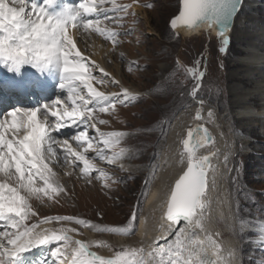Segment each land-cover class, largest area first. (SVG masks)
I'll return each mask as SVG.
<instances>
[{
	"label": "snow or ice",
	"instance_id": "1",
	"mask_svg": "<svg viewBox=\"0 0 264 264\" xmlns=\"http://www.w3.org/2000/svg\"><path fill=\"white\" fill-rule=\"evenodd\" d=\"M56 3L57 0H43L42 3H37V0H31V3L28 0H0V65L15 73H20L23 65H30L40 73L59 72V88L67 90V101L71 102L70 108L57 98L36 107L15 109L8 112L10 119L0 121V227L3 228L0 230V264H232L236 250H225L221 242L212 238L204 224L209 193L217 183L216 168L212 161L220 153L216 151L198 155L199 148L214 144L208 129L202 125L195 130L203 133L200 140L192 139L191 129L187 138L182 140L180 163L186 162V167L170 188L162 217L168 222L167 228L163 236L153 238L147 252L148 259H145L143 247L131 245H121L112 256L99 255L91 250L92 246L109 247L106 241L75 239L72 234L78 232L77 228L66 226V223H75L97 231L131 235L135 221L139 219V213L135 210H132L131 217L122 227H104L76 216L44 217V223L51 220L66 222L59 228L38 230L36 223L30 226L25 224L30 216L36 215L29 203L30 199H41L42 193L51 199V193L64 191L54 180L55 173L46 162L49 160L46 153L51 154V158H59L54 143L63 148L65 163L74 167L77 162L83 165L80 168L82 176H89L94 170L100 173L96 179H109L108 173L89 159L88 152L95 151L97 157L114 164L126 149L121 148L111 156L105 155V149L118 145L129 133L101 131L97 123L107 124L108 121L99 119L95 108L98 107L99 113H114L116 104H128L137 100L139 95L120 85L114 78L109 79L108 83L118 86L120 91L105 94L94 88L91 81L96 78L92 76L85 63L87 57L77 48L74 39L76 33L83 29L111 40L115 45L120 33L101 25L108 20L120 24L124 17L135 16V12H129L132 4L117 3L116 0H80L77 6L62 4L57 10ZM134 3L136 0H133ZM109 4L111 7L106 6ZM241 6L242 0H180L179 13L171 19L170 24L172 28L183 25L190 29L203 23L209 27L215 24L218 41L222 45L218 51L223 53L226 51L224 46L230 40L227 31ZM109 12L117 15L110 17ZM101 16L104 21L100 19ZM69 29H75V32L70 33ZM91 63L103 74L96 82L104 84V78L109 77V73L95 61ZM186 72L196 80L191 93L195 96L204 73L198 72L196 68H187ZM82 89L87 90V98L81 94ZM211 116L212 112H209ZM195 118H201L200 110H197ZM78 125H82L83 130H77L72 136L78 150L72 147L68 139L60 141L53 136L54 131L59 132L64 127L77 128ZM89 128L95 130L96 137L88 135ZM21 129L22 134L19 131ZM100 143L103 149L99 147ZM229 158L230 154L226 153L225 166ZM231 159L232 168L226 167L225 170L235 173L229 179L233 189L238 190L241 167L235 160V154H231ZM37 180L43 181V187L36 186ZM103 186L109 187V184L104 183ZM240 223L243 226L251 221L241 218ZM257 223L258 240L264 242V220ZM197 230L205 233L204 240L199 238ZM173 232L172 239L157 245V241ZM53 241L62 243L51 249V261L44 258L25 261L22 257L30 249ZM206 241L213 249L214 258L208 255Z\"/></svg>",
	"mask_w": 264,
	"mask_h": 264
},
{
	"label": "rangeland",
	"instance_id": "2",
	"mask_svg": "<svg viewBox=\"0 0 264 264\" xmlns=\"http://www.w3.org/2000/svg\"><path fill=\"white\" fill-rule=\"evenodd\" d=\"M116 2L132 4L129 12H135L136 15L124 17L120 24L108 20L101 25L120 34L116 37L115 45L111 40L102 37L105 46L110 47V52L104 58L107 69L113 74L107 72L109 77L104 78L105 83L97 84L104 87L106 93L118 92L120 88L108 83V80L119 77L120 85L139 95L137 100L128 104H116L114 113H99L96 107L95 114L99 119L108 121L107 124L97 123L101 131L129 133L118 145L114 144L112 148L105 149V155L111 156L121 148L126 151L114 164L97 157L95 151L88 152V157L95 166L108 173L109 179L101 181L96 179L100 175L99 172L93 170L89 176H82L80 173L82 164L77 162V166L74 167L65 163L63 148L54 143L53 147L60 158H51V154L46 153L49 156L46 162L49 163V167H53L54 180L64 191L51 193V199L43 193L41 199L35 197L30 199L29 203L36 215L30 216L25 224L30 226L36 223L39 226L44 223V217L76 216L104 227H122L131 217L132 210L137 211L140 216L151 185V170L156 165L160 148L164 146L167 126L179 112L193 118L194 107L198 104V102L194 104V99L198 98L203 101V109H205L204 123L209 125L217 121L220 127H223L221 130L225 135L224 156L226 153L230 154L226 167L230 169L233 166L231 154H235V160L241 167L238 190L233 189L229 179L230 175L235 173L227 172L233 222L227 224L219 219V239L218 237L213 239L220 242L229 237L233 239L237 253L235 264H264V243L257 242L258 234L255 232L256 227L259 226L257 221L264 220V122L253 121L249 124L248 121L236 118L238 107L231 105L234 97L229 92V85L242 86L243 83L227 79L229 72L234 71L231 65L236 63L239 56L244 54V48L248 46L247 41L242 42V39H238V32L264 31V0L244 1L236 28L234 32H230V40L224 46L226 51L223 53L218 51L222 45L218 41L217 34L212 31L202 30L199 34L184 35L169 27L170 18L178 11L179 0H136L134 4L133 0H116ZM252 4L255 6L250 7ZM106 6L111 7L110 4ZM108 15L113 17L117 14L109 12ZM102 18L104 19L103 16ZM85 63L96 80L103 76L99 68L92 66L90 55H87ZM116 65L119 68L118 72ZM187 68H196L198 72L204 73L195 96L191 93L196 80L186 72ZM96 80H92L94 85ZM249 82L251 81L247 80V84H244L245 90L252 89L251 86L254 84L250 86ZM81 94L87 98L86 89H82ZM67 95L66 92L64 102L70 108L71 102L67 101ZM53 97L52 95L48 98L47 103L57 99ZM250 101L257 106L258 95ZM110 103L115 102L110 101ZM238 106H242V103ZM209 112H212L211 117ZM192 125L188 124V128ZM66 128L69 127H64L60 131ZM77 130H83V126L78 125L77 128H73L63 139H61L63 136H55V138L60 141L68 139L72 147L78 150L76 141L72 140ZM19 131L20 134L23 133V129ZM88 135L96 137L95 130L89 128ZM99 147L104 148L102 143ZM121 163L131 164L135 170L128 171ZM104 183L109 184V187H104ZM36 186L43 187V181L37 180ZM241 218L251 223L242 226ZM138 220L135 221L131 235L97 231L75 223L55 220L48 223H54L56 226L66 223L70 227L77 228L78 235L87 228L98 237L95 240L105 237L111 240L118 237L131 240L137 233ZM0 230L3 228L0 227ZM129 240L113 246L116 248L121 245L128 246Z\"/></svg>",
	"mask_w": 264,
	"mask_h": 264
},
{
	"label": "bare ground",
	"instance_id": "3",
	"mask_svg": "<svg viewBox=\"0 0 264 264\" xmlns=\"http://www.w3.org/2000/svg\"><path fill=\"white\" fill-rule=\"evenodd\" d=\"M31 3V0H28ZM43 0H37V3H42ZM62 4H68L70 6H77L79 4L78 0H57L55 7L57 10ZM255 5L252 4L250 7H254ZM244 8V7H243ZM138 9V7H137ZM141 9V8H140ZM242 9V8H241ZM240 9V10H241ZM146 12V11H145ZM146 14V13H145ZM240 14V13H239ZM238 14V15H239ZM95 18V17H94ZM237 18H235V23L231 32H234L236 25H237ZM102 21L104 19L102 16L100 17ZM239 19V18H238ZM207 24H203L202 27L206 28ZM207 29V28H206ZM177 32H182L184 34H199V29L191 30V31H183L174 29ZM70 33L75 32V29H69ZM196 32V33H195ZM238 39H242V42H246L248 46L244 48V54L240 55L239 58L236 60V63L231 65L232 70L230 71L227 79L228 81H236L241 82L242 86H237L236 84L229 85V92L233 94V99L231 100V105L234 107H238L236 111V118L239 120L248 121L251 124L253 121L257 123L264 122V31L257 30L253 33L251 30H240L238 32ZM74 39L77 41V48L81 50L82 54L87 57L90 55V62L95 61L97 65L105 70V72H109L113 74L112 71L107 69V65L105 62V56L108 55L110 52V47L105 46L104 42L102 41V37L95 33H88L81 29L76 35ZM91 39V40H89ZM248 39V40H246ZM88 50L89 52H87ZM240 67L236 69V67ZM3 69H5L6 73H10L6 67L0 65ZM117 72L119 71L118 66L116 65ZM26 70H34L35 73L40 74V76H44L45 79H50L46 84H55L54 87L44 88L48 92L42 94L38 97V101L34 100H23L26 102L25 108H32L38 105H42L46 103L47 99L53 95V99L55 97L59 98L62 102H64V97L67 92L66 89L59 88V72L54 73H40L36 69L32 68L30 65H23L21 67V71L25 72ZM20 71V72H21ZM96 71V70H95ZM3 71L1 70L0 73ZM115 76V75H114ZM117 76V74H116ZM115 76V77H116ZM53 79V80H51ZM117 80H121L119 77H116ZM252 79H255L254 81ZM250 80L249 85L252 89L244 88V84H247L246 81ZM92 85L98 91L104 92V87L97 84ZM57 88V89H56ZM258 95L259 103L255 106L251 103V99ZM194 104L198 102V104L194 107V112L196 110H200L201 119L196 121L193 118H189L183 114V112H179L173 120L167 126L164 136V146L159 150V157L156 161V165L151 170V185L147 192L144 204V210L141 212L138 220L137 225V233L135 237L131 240L124 239L123 237H118L115 240H111L107 237L100 238L103 241H106L109 247L103 249H97L95 246H92V251L97 252L99 255L104 256H112L114 251L117 249L114 247V244H122L124 241L129 240V245L133 247H143L145 249V259H148L147 252L149 249V245L151 244L153 238L155 236H163L164 231L167 228V223L163 217V213L165 211V202L167 196L169 194L172 182L174 179L183 171L186 166V162L184 164L180 163L181 159V151L183 150L182 140L185 137V133L188 130V124L195 125L196 123L203 124L208 131L210 132L211 136L213 137L214 144L206 145L198 149V155H203L208 152H216L219 151L220 155L213 158L212 163L215 165L216 168V187L212 188L209 193V203L208 207L205 210V227L208 229V232L211 234L212 238L218 237V220H224L227 224H231L233 222V210L231 205V200L228 195V187H227V171L225 170L226 166L224 164V146H225V135L224 132L221 130L220 124L214 121L213 124H205L204 120V113L205 109H203V104H201V100L198 98L194 99ZM50 103V102H49ZM242 103V106H238V104ZM12 106L8 109V112L15 110L13 108L10 110ZM23 109V108H22ZM7 113L3 114L0 118V121L4 120L5 118L10 119L7 116ZM207 112V111H206ZM55 119V118H51ZM73 127L66 128L63 131H59L60 134L57 132H53V136H63V139ZM242 130V129H241ZM70 136V135H69ZM231 137V134L229 135ZM201 139V137H200ZM70 142V141H69ZM59 154V153H58ZM62 154V153H61ZM60 158V157H59ZM60 160V159H59ZM123 164V163H121ZM124 169L128 171H133L135 168L131 164H123ZM53 168V167H52ZM143 168H141L142 170ZM144 170V169H143ZM62 173V172H61ZM211 179V177H210ZM231 195V194H230ZM233 195V194H232ZM68 226V225H66ZM162 226V227H161ZM60 226H56L54 223H43L42 225L38 226L39 229H46V228H59ZM70 227V226H68ZM256 233L259 235V226L256 227ZM197 234L201 240L205 239V233L199 232L197 230ZM75 239H84L86 241H94L96 235L92 234V231L85 228L81 235L76 233L72 234ZM174 234H169L165 239H161L157 241V245L166 243V240L172 239ZM258 238V236H257ZM219 239V237H218ZM142 241V243H141ZM218 241V240H217ZM220 242V241H219ZM222 245L225 250L232 248L235 249V242H233L232 238H226L221 240ZM257 242H260L259 240ZM62 242H55L53 241L47 245H40L30 249L29 251L22 254V257L26 260L33 257L40 251H46L49 260L51 261L53 258L50 255L51 249L57 247ZM261 243V242H260ZM264 243V242H263ZM205 247L207 249L208 255L213 257V249L210 244L206 241ZM227 254V252H225ZM236 255L232 259V264L236 263Z\"/></svg>",
	"mask_w": 264,
	"mask_h": 264
},
{
	"label": "water",
	"instance_id": "4",
	"mask_svg": "<svg viewBox=\"0 0 264 264\" xmlns=\"http://www.w3.org/2000/svg\"><path fill=\"white\" fill-rule=\"evenodd\" d=\"M244 1L245 0H242V6H243V4H244ZM242 6L239 8V10H238V12H237V14L235 15V17H234V22H233V24L231 25V27L228 29V31H227V35L229 36V34H230V32H231V30H232V28H233V25H234V23H235V18L238 16V14L240 13V9L242 8ZM179 9H180V0H179V6H178V11H177V13L174 15V16H176V15H178V13H179ZM174 16H172L171 18H170V20H169V27L171 28V29H177V30H183V31H191V30H195V29H199L200 31H204V32H207V31H212L213 33H215V34H217V32H218V28H217V26L215 25V24H213L211 27H209L208 26V24H207V26H206V28H204V27H202L203 26V24H205V23H203V24H201L199 27H195V28H187V27H185V26H183V25H178L176 28H172L171 27V24H170V21H171V19L174 17ZM199 31V32H200ZM180 32V31H179ZM181 34H184V33H182V32H180ZM196 33V32H195ZM194 34V33H193ZM184 35H192V34H184ZM196 112H197V110L194 112V119L196 120V121H198V120H200V119H196L195 117H196ZM203 126L204 128H206L203 124H199V123H196L195 125H192L190 128H188V130L186 131V133H185V137L184 138H187V136H188V131L191 129V130H193V136H192V139L193 140H200V137H202L203 136V133L202 132H199V131H195L196 129H198L200 126ZM209 134H210V132H209ZM211 135V134H210ZM209 153V152H208ZM208 153H206V154H203V155H207ZM186 167V166H185ZM182 174V172L179 174V175H181ZM179 175L174 179V181L172 182V185H171V187L172 186H174V183H175V180L176 179H178L179 178ZM165 210H166V208H165ZM165 220V219H164ZM166 221V220H165ZM167 222V221H166ZM183 222L181 221V224H182ZM179 227V225H177V228ZM174 234V232L172 233V235Z\"/></svg>",
	"mask_w": 264,
	"mask_h": 264
}]
</instances>
